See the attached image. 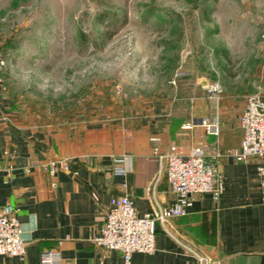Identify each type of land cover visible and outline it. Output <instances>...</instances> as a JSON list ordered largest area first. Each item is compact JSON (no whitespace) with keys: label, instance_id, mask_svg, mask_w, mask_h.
<instances>
[{"label":"crops","instance_id":"1","mask_svg":"<svg viewBox=\"0 0 264 264\" xmlns=\"http://www.w3.org/2000/svg\"><path fill=\"white\" fill-rule=\"evenodd\" d=\"M238 77L235 85L230 80L227 85L205 76L202 93L192 85L184 102L162 98L70 128L26 124L0 96V206L17 207L26 241L23 258L6 254L1 264H42L40 253L51 247L64 257L59 264H126L118 250L97 245L92 236L112 195L128 193L139 214L174 201L164 174L150 186L157 153L170 144L185 150L201 145L218 164L222 192L217 201L208 192L194 194L184 215L156 222L154 251H134L128 264H198L174 232L208 253L212 264H264V202L256 171L264 158L244 161L223 153L240 144L239 115L247 94L264 82V67L250 65ZM216 82L220 91L209 96L207 88ZM203 119L216 125L217 133L208 131ZM217 150L222 154L217 156ZM124 155L130 156L128 171L114 173L113 157ZM64 157L70 169L58 171L52 184V176L37 163Z\"/></svg>","mask_w":264,"mask_h":264},{"label":"rangeland","instance_id":"2","mask_svg":"<svg viewBox=\"0 0 264 264\" xmlns=\"http://www.w3.org/2000/svg\"><path fill=\"white\" fill-rule=\"evenodd\" d=\"M254 64L264 0H0V96L26 124L184 102L200 77L234 84Z\"/></svg>","mask_w":264,"mask_h":264},{"label":"built area","instance_id":"3","mask_svg":"<svg viewBox=\"0 0 264 264\" xmlns=\"http://www.w3.org/2000/svg\"><path fill=\"white\" fill-rule=\"evenodd\" d=\"M2 74L0 72V93ZM209 96H215L220 91V85L212 83L207 88ZM202 123L208 131L217 133L216 125L205 119ZM242 128L240 144L229 147L223 153L232 154L238 160L247 161L252 157L264 158V82L258 83L255 89L248 93L244 107L239 115ZM10 159L13 155L6 152ZM222 151H216L219 156ZM158 170L150 182L152 187L161 174H164L170 189L175 194L172 203L166 206L155 205L153 210L139 214L132 197L124 192L110 197V204L104 211V220L99 232L92 236L93 241L105 249L118 250L126 264L129 263L134 251L153 252L155 249L156 222L164 224L169 218L181 216L187 212L194 194L208 192L217 201L222 189V175L215 159L208 157L201 145H193L185 150L178 144L157 153ZM114 173H125L130 167V156H114ZM37 166L52 176L60 170L70 169L67 157L50 159L37 163ZM261 189V199L264 202V161L256 166ZM168 231V229L166 228ZM21 223L18 209L11 202L0 206V259L3 255L25 256L26 241L21 234ZM182 245L186 253L194 256L198 264H212V257L197 245L172 233ZM64 259L58 248H47L40 253L42 264H59ZM1 264V260H0ZM215 264H226L217 262Z\"/></svg>","mask_w":264,"mask_h":264},{"label":"water","instance_id":"4","mask_svg":"<svg viewBox=\"0 0 264 264\" xmlns=\"http://www.w3.org/2000/svg\"><path fill=\"white\" fill-rule=\"evenodd\" d=\"M199 82H200L201 84H207V80H206L205 77H200V78H199Z\"/></svg>","mask_w":264,"mask_h":264},{"label":"trees","instance_id":"5","mask_svg":"<svg viewBox=\"0 0 264 264\" xmlns=\"http://www.w3.org/2000/svg\"><path fill=\"white\" fill-rule=\"evenodd\" d=\"M113 18V17H112ZM222 53L225 55L226 54V48H223Z\"/></svg>","mask_w":264,"mask_h":264}]
</instances>
